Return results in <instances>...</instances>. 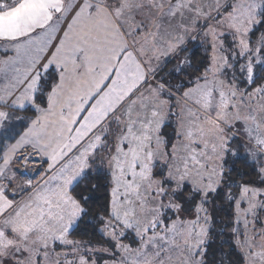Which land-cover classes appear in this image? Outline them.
<instances>
[{"label":"snow or ice","instance_id":"6c2138e0","mask_svg":"<svg viewBox=\"0 0 264 264\" xmlns=\"http://www.w3.org/2000/svg\"><path fill=\"white\" fill-rule=\"evenodd\" d=\"M0 264H264V0H0Z\"/></svg>","mask_w":264,"mask_h":264},{"label":"trees","instance_id":"16d2710c","mask_svg":"<svg viewBox=\"0 0 264 264\" xmlns=\"http://www.w3.org/2000/svg\"><path fill=\"white\" fill-rule=\"evenodd\" d=\"M199 50V53H196V59L197 60H199L201 57H203L204 56V52H201V48H199L198 49ZM103 195H104V193H99L98 194V199H97V204L96 205H94V207H96L97 208V210H99V205L100 204H102L104 201H103V199H102V197H103ZM225 219H227L226 217H225ZM75 238H80V237H75ZM229 249H227V248H225V251H228Z\"/></svg>","mask_w":264,"mask_h":264},{"label":"rangeland","instance_id":"374dc122","mask_svg":"<svg viewBox=\"0 0 264 264\" xmlns=\"http://www.w3.org/2000/svg\"><path fill=\"white\" fill-rule=\"evenodd\" d=\"M193 43H195V42H193ZM199 48H200L199 45H197L196 47H193L192 45H189L190 52L199 53V50H198ZM201 52H204L203 49L201 50ZM204 55H205V53H204Z\"/></svg>","mask_w":264,"mask_h":264}]
</instances>
